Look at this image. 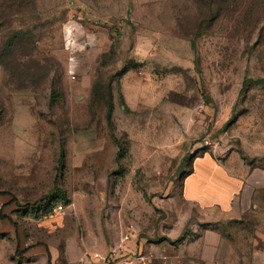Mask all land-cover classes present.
I'll use <instances>...</instances> for the list:
<instances>
[{
	"label": "rangeland",
	"instance_id": "374dc122",
	"mask_svg": "<svg viewBox=\"0 0 264 264\" xmlns=\"http://www.w3.org/2000/svg\"><path fill=\"white\" fill-rule=\"evenodd\" d=\"M205 159L233 208L187 199ZM129 231L151 264H264V0H0V264Z\"/></svg>",
	"mask_w": 264,
	"mask_h": 264
},
{
	"label": "crops",
	"instance_id": "0c3cea01",
	"mask_svg": "<svg viewBox=\"0 0 264 264\" xmlns=\"http://www.w3.org/2000/svg\"><path fill=\"white\" fill-rule=\"evenodd\" d=\"M69 65L65 64L66 77L70 74L68 73ZM200 162L196 163L194 173L185 179L187 199L196 201L200 207L205 209L219 207L229 210L233 208L235 192L230 191L229 188L231 187L233 190L238 180L228 174L226 170L218 168L210 159ZM239 185H242L241 182Z\"/></svg>",
	"mask_w": 264,
	"mask_h": 264
},
{
	"label": "built area",
	"instance_id": "2783aa9c",
	"mask_svg": "<svg viewBox=\"0 0 264 264\" xmlns=\"http://www.w3.org/2000/svg\"><path fill=\"white\" fill-rule=\"evenodd\" d=\"M62 209H64L62 206L55 207L53 210L54 214ZM132 236L133 232L131 231L124 234L121 238V243L115 248L108 250L106 254H100L99 252L85 254L80 258L81 264H151L150 258L144 254L127 257V253H123L124 245L132 241Z\"/></svg>",
	"mask_w": 264,
	"mask_h": 264
},
{
	"label": "trees",
	"instance_id": "16d2710c",
	"mask_svg": "<svg viewBox=\"0 0 264 264\" xmlns=\"http://www.w3.org/2000/svg\"><path fill=\"white\" fill-rule=\"evenodd\" d=\"M54 98V97H53ZM112 111H113V103L110 102L108 104V110H107V119H108V123L111 124L112 123ZM64 155H65V148L64 146L61 147V157H60V163L61 165L63 164V159H64ZM66 198V197H65ZM62 199H63V193H62ZM183 238H179L178 240H176V243H180L182 241Z\"/></svg>",
	"mask_w": 264,
	"mask_h": 264
}]
</instances>
